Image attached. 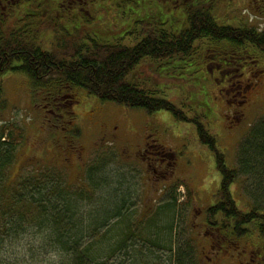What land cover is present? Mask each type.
Masks as SVG:
<instances>
[{"label":"trees","instance_id":"1","mask_svg":"<svg viewBox=\"0 0 264 264\" xmlns=\"http://www.w3.org/2000/svg\"><path fill=\"white\" fill-rule=\"evenodd\" d=\"M217 1L198 0L191 13L165 17L159 0H117L122 30L103 36L82 24L74 13L66 17L51 0H27L5 16L0 13V74L23 73L32 86L45 89L44 98L54 109L74 101L73 96L58 103L59 93L79 88L102 101L150 113L165 109L176 118L195 123L200 140L216 155L221 173L217 199L205 210L204 227L216 229L209 233L220 241L256 233L264 243V115L239 143L235 167H228L215 137L198 116H187L186 108L149 86L146 77L136 82L130 79L146 59L157 63L158 69L166 64L167 68L180 65L186 70L193 64L196 47L212 44L230 47L231 52L219 55L227 61L243 49L264 54V30L220 25L213 15ZM129 15L132 26L127 23ZM136 35L137 43H125ZM15 130L10 124L0 128V235L31 220L53 227L55 240L72 254V264H201L195 239L191 243L181 240L177 230L183 203L177 204L174 196L158 207L160 214L153 215L152 207H146L136 217L130 189L123 186L126 181L112 184L118 194L114 200L101 192L111 182L103 178L89 177L72 188L55 169L12 177L13 142L21 136ZM90 169L94 172L97 167L91 164ZM240 175L250 181L245 187L250 198L244 204L246 210L236 203L231 191Z\"/></svg>","mask_w":264,"mask_h":264},{"label":"rangeland","instance_id":"2","mask_svg":"<svg viewBox=\"0 0 264 264\" xmlns=\"http://www.w3.org/2000/svg\"><path fill=\"white\" fill-rule=\"evenodd\" d=\"M213 9L220 25L264 30V0H218ZM100 21L94 28L103 36L122 30L121 19L113 12L103 13ZM137 37L125 43L132 46L140 40ZM196 50L186 70L166 64L158 69L157 63L146 59L130 79L136 82L146 77L149 86L186 108L187 116H198L215 137L225 164L235 167L239 143L264 115V54L243 49L227 61L219 55L231 52L229 46L223 49L212 44ZM73 89L59 93L56 101L73 96L74 101L54 109L44 98L45 89L32 86L23 73L0 74V128L10 124L21 135L13 142L12 177L55 169L72 188L89 177L103 178L111 182L101 192L114 200L118 194L112 184L126 181L123 186L130 189L136 217L146 207H152L153 215L160 214L158 207L174 196L177 204L183 203L177 230L181 240L191 243L195 239L201 264H264V243L256 233L220 241L209 233L216 229L204 227L205 210L217 199L221 173L216 155L200 140L195 123L176 118L169 110L150 113ZM91 164L97 167L95 173ZM249 184L240 175L231 185L236 203L244 210L250 200L245 191Z\"/></svg>","mask_w":264,"mask_h":264},{"label":"clouds","instance_id":"3","mask_svg":"<svg viewBox=\"0 0 264 264\" xmlns=\"http://www.w3.org/2000/svg\"><path fill=\"white\" fill-rule=\"evenodd\" d=\"M54 237L52 226L25 220L0 235V264H72V254Z\"/></svg>","mask_w":264,"mask_h":264},{"label":"flooded vegetation","instance_id":"4","mask_svg":"<svg viewBox=\"0 0 264 264\" xmlns=\"http://www.w3.org/2000/svg\"><path fill=\"white\" fill-rule=\"evenodd\" d=\"M27 0H0V13L7 15L11 10H17L21 8L22 2ZM117 0H51L52 4L61 10L63 14H67L66 17L74 13L77 18L81 20V23H85L90 27H95L96 24L100 23L103 13L118 14ZM161 13L164 16L174 14V17L178 16V13L182 12L185 14L191 13L196 10L198 0H159ZM203 1V0H201ZM114 3V5H113ZM20 4L18 8L17 5ZM263 7V6H262ZM17 8V9H16ZM180 9L178 12L177 9ZM128 23H130L131 16H128ZM167 19V18H164ZM87 20H93L89 22ZM174 29H178L174 27ZM258 29V28H257ZM260 30V29H259ZM73 102V101H69Z\"/></svg>","mask_w":264,"mask_h":264}]
</instances>
